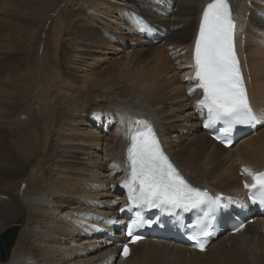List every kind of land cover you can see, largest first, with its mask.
Returning <instances> with one entry per match:
<instances>
[{
	"label": "bare ground",
	"instance_id": "obj_1",
	"mask_svg": "<svg viewBox=\"0 0 264 264\" xmlns=\"http://www.w3.org/2000/svg\"><path fill=\"white\" fill-rule=\"evenodd\" d=\"M210 1L89 0L87 9L85 1L80 11L70 10L71 18H79L72 67L101 60L94 55L98 52L116 54L124 46L127 57L122 62L113 59L111 63L118 66L85 70L79 84L70 76L76 74L74 70L55 83L51 101L56 110L47 111L55 112V118L44 179L20 193L23 218L13 204L1 209L13 216L7 225L31 216L24 228L27 247L21 254L11 251L0 264H117L116 247L103 244V232L112 228L107 215L114 222L118 219L111 205L120 201V193L112 189L126 176L124 135L139 114L156 123L167 150L193 183L229 196L244 195L243 182L251 176L235 169L241 165L252 172L264 168V122L255 134L225 148L200 130L203 114L195 112L194 106L201 91L189 94L194 86L187 78L194 74L195 40ZM233 2L250 99L257 113L264 114V0ZM150 32L163 37L148 39ZM12 83L0 87V99L7 98ZM98 87L103 94L97 93ZM79 90L90 91L88 99L93 103L83 105ZM33 111L41 117L12 120L10 111L4 116L10 128H33L41 135L44 114L37 107ZM188 252L182 245L144 240L132 247L121 264H264V232L251 225L236 235L217 237L204 252Z\"/></svg>",
	"mask_w": 264,
	"mask_h": 264
},
{
	"label": "rangeland",
	"instance_id": "obj_2",
	"mask_svg": "<svg viewBox=\"0 0 264 264\" xmlns=\"http://www.w3.org/2000/svg\"><path fill=\"white\" fill-rule=\"evenodd\" d=\"M80 1L0 0V87L4 85L7 87L10 81H13V89L5 93L7 98L0 99V104L5 106L4 109H0V231L13 219L8 212L1 210L2 206L9 203L19 207L21 213L18 212L17 216L23 218L25 210L20 202V193L29 192L30 188L39 186L44 179L42 174L47 170L46 156L52 143L55 118V112L49 115L47 111L51 112L53 108L56 110V105L51 101V96L55 94L53 89L55 83L73 70L76 74L70 76L78 83L86 71H93L95 68L101 70L112 64L113 59L122 62L127 57L125 54L127 49L124 46L116 54L103 52L94 54L102 61L94 58L92 59L94 62L90 60L89 65L79 66L78 69L72 67L74 61L72 54L79 35L76 32V20L79 18L75 20V17L71 18L68 13L71 9L80 11L85 1H87L86 9L90 7L89 0ZM170 61H173L172 57ZM112 65L119 64L116 62ZM164 65V63L160 64L161 67ZM98 89L100 91L97 93H104L100 87ZM57 90L68 92L60 88ZM77 94L84 95L83 105L94 101L92 98L88 99L90 91L79 90ZM36 107L44 114L39 126L41 135L38 134L39 130L33 128L28 127L29 129L24 130L19 129L17 125L11 128L8 126L6 122L8 118L4 116L7 111L13 112L12 120L13 118L26 120L33 115L41 117L33 111ZM20 111L24 114L18 118ZM25 124L28 125L26 121ZM35 149L36 153H34ZM37 160H40L39 164H36ZM240 171L242 170L235 169L236 173ZM29 219L31 216H27L24 220L12 253L19 254L26 250L24 228Z\"/></svg>",
	"mask_w": 264,
	"mask_h": 264
},
{
	"label": "snow or ice",
	"instance_id": "obj_3",
	"mask_svg": "<svg viewBox=\"0 0 264 264\" xmlns=\"http://www.w3.org/2000/svg\"><path fill=\"white\" fill-rule=\"evenodd\" d=\"M235 33L236 23L229 0H211L203 9L195 40L194 74L187 78L194 82L190 95L202 90V97L195 107L201 112L206 110L205 127L222 123L225 125L222 129L224 136L234 125L264 122V114H257L248 98L235 50ZM135 123L139 127L130 128L126 161L130 171L123 184L128 190L129 201L137 207L158 209L162 213L176 214L177 209L200 213L195 226L199 231L190 239L203 251L205 242L198 237L208 236L209 232L201 224L220 206L221 197L213 198L206 190L190 185L162 151L151 125L143 121ZM216 138L226 145L229 143L221 136ZM243 172L253 180L251 185L245 184L249 189V200L264 207V173H254L247 168ZM143 223L138 217L128 225L127 234L133 243L140 239L134 235V229ZM243 227L240 224L235 230ZM128 253L129 248L125 245L123 255Z\"/></svg>",
	"mask_w": 264,
	"mask_h": 264
},
{
	"label": "water",
	"instance_id": "obj_4",
	"mask_svg": "<svg viewBox=\"0 0 264 264\" xmlns=\"http://www.w3.org/2000/svg\"><path fill=\"white\" fill-rule=\"evenodd\" d=\"M23 223L21 219L17 220L0 231V262L9 258Z\"/></svg>",
	"mask_w": 264,
	"mask_h": 264
}]
</instances>
